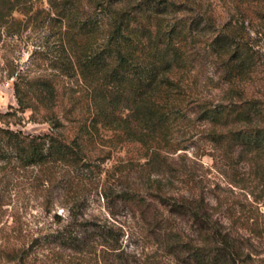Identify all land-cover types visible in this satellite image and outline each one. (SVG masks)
<instances>
[{"label":"rangeland","instance_id":"1","mask_svg":"<svg viewBox=\"0 0 264 264\" xmlns=\"http://www.w3.org/2000/svg\"><path fill=\"white\" fill-rule=\"evenodd\" d=\"M165 1L171 9L152 20L164 30H182L176 41L185 59L168 75L190 90V107L254 100L264 110V0ZM13 16L10 32L0 40V115L18 106L19 77L35 83L40 75L70 71L54 80L58 132L70 141L79 133L89 171L71 183L59 177L51 183L43 181L39 167L0 162V264H186L168 252L163 239L174 222L189 238L197 237L192 223L174 221L164 204L183 196L201 200L202 213L209 212L239 241L235 263L264 264L261 161L224 153L212 133L227 129L199 114L190 124L177 123L167 139L133 141L103 127L100 136L83 134L78 128L88 119L87 93L66 59L65 28L57 13L48 0H36L31 13ZM223 38L226 44L218 47ZM238 49L252 56L243 68L235 59ZM30 98L37 104L35 93ZM32 113L27 110L21 120L11 116L9 125L0 118V126L50 132L53 121L42 120L44 106ZM128 195L142 207L129 203ZM95 228L109 229L117 249L55 240L59 233L81 237Z\"/></svg>","mask_w":264,"mask_h":264},{"label":"trees","instance_id":"2","mask_svg":"<svg viewBox=\"0 0 264 264\" xmlns=\"http://www.w3.org/2000/svg\"><path fill=\"white\" fill-rule=\"evenodd\" d=\"M48 1L59 17L60 27L65 28L61 33L66 43L63 45L66 59L87 93L89 115L79 131L89 137L100 136L103 127L133 141L167 139L177 123L190 124L192 115L199 114L201 119L227 129L212 133L219 149L231 158L244 155L253 162L261 161L264 170V110L257 101L191 108L186 99L190 90L168 75L184 58L177 42L182 38V30L175 26L164 30L152 18L169 11V3L165 0ZM84 2L89 9L86 12L81 8ZM35 6L36 0H0V40L10 32L15 12L28 15ZM226 42L225 38L219 39L218 47ZM250 57L248 49H238L235 59L239 68L245 67ZM69 73L61 70L58 74L40 75L35 83L23 77L14 82L18 106L1 113L2 122L9 125L11 116L21 120L27 110L35 113L42 105L46 109L42 120L53 121V125L50 132L43 134L0 126V162L15 163L21 168L39 167L43 181L51 183L58 177L71 183L76 176L87 174L89 156L84 140L78 132L71 141L58 132L61 120L55 109L58 90L54 80L59 74ZM30 93H35L37 104ZM125 199L139 207L143 205L134 196ZM202 203L186 196L164 202L170 207L174 221L191 222L197 235L195 239L189 238L174 222L163 238L168 252L186 264H237L233 260L240 255L239 241L231 232L220 228V222L213 220L209 212L202 213ZM111 237L109 229L95 228L81 237L59 233L55 240L73 247L95 242L107 249H117L111 244Z\"/></svg>","mask_w":264,"mask_h":264}]
</instances>
